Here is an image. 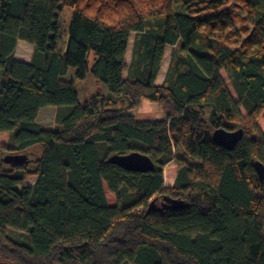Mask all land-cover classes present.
<instances>
[{"label": "trees", "instance_id": "1", "mask_svg": "<svg viewBox=\"0 0 264 264\" xmlns=\"http://www.w3.org/2000/svg\"><path fill=\"white\" fill-rule=\"evenodd\" d=\"M232 2L248 24L239 32ZM19 40L33 45L29 62L14 58ZM69 68L112 96L80 102ZM143 99L166 117L136 119ZM44 106L66 109L54 130L36 122ZM263 111L264 0H0V264H264ZM216 128L243 134L228 149ZM130 152L155 170L108 161Z\"/></svg>", "mask_w": 264, "mask_h": 264}, {"label": "crops", "instance_id": "2", "mask_svg": "<svg viewBox=\"0 0 264 264\" xmlns=\"http://www.w3.org/2000/svg\"><path fill=\"white\" fill-rule=\"evenodd\" d=\"M134 35V33H133ZM131 37V35H130ZM132 44L133 42L130 44H128L127 47V51H126V55H125V60L127 62V64H129L131 62V54H132ZM167 47H175L173 45H166L165 47V53L161 62V67L160 70L157 74L155 83L157 85L162 84L165 75L167 73L168 67H169V63L171 60V55L168 57V61L167 63H165V58L167 55L166 49ZM32 51H33V45L26 42V41H22L19 40L17 42L15 51H14V58L20 61H24V62H29L32 56ZM92 63V61L90 60V64ZM74 72L75 69L74 68H69L67 70V72L62 76L63 79L65 80H71L74 79V83L75 86L78 90V94H79V101L84 103V102H88L92 99L95 100H100L102 98H107L109 96H112L109 91H106V87H104L103 84L98 83L96 81V79L93 77V75L91 74V72H88L86 77L84 79H81L82 83L84 80H88L90 87H88V85H81V83L79 84V82H77V79L74 78ZM225 72L224 70L220 71V74L223 78V80L225 81L224 77H223V73ZM226 73V72H225ZM127 75V72L123 73V76L125 77ZM226 83V82H225ZM100 86H102L103 91L102 92H98L96 89L100 88ZM227 86V85H226ZM233 87V86H232ZM228 90L231 92L232 96L237 100L238 99V95L235 91V89L233 88V91L227 87ZM81 97H83V100L81 99ZM114 98H116V96H113ZM121 99L126 100V98L124 96L121 97ZM66 109L63 107H57V106H44L42 108H40V110L38 111L37 117H36V122L44 127H46L49 130H54L57 126V114L58 112H64ZM243 114H245L244 111H242ZM10 141V133L7 131H0V146H4L7 145ZM175 174H177V170L175 171V173L173 172L172 175L174 176ZM36 182V176H29L23 183V185L25 186H32L34 185Z\"/></svg>", "mask_w": 264, "mask_h": 264}, {"label": "rangeland", "instance_id": "3", "mask_svg": "<svg viewBox=\"0 0 264 264\" xmlns=\"http://www.w3.org/2000/svg\"><path fill=\"white\" fill-rule=\"evenodd\" d=\"M189 2H195V0H188ZM184 9V4L183 3H178L174 5V10L175 11H183ZM229 9L231 11V17H232V22L234 24V27L236 30L239 32L240 28L243 26H248L246 22L244 21V16L245 12L242 9L240 5H237L236 3L232 2L229 5ZM241 37H243L242 34H240ZM134 35L131 33L130 37V44L133 42ZM177 50L176 47H167L166 52V58H165V63L168 61V57L172 54V51ZM223 73V77L225 79L227 87H229L233 91L232 83L230 78L225 72ZM76 79V78H75ZM81 79H77V82L81 85H88L90 87L88 80H84L83 83L81 82ZM105 87V86H104ZM106 91H108L107 88H105ZM98 92H102L103 88L100 86V88L96 89ZM234 92V91H233ZM83 100V97H81ZM242 111L245 112V110L242 108ZM132 114L136 119H164L166 117V114L162 107L160 106L159 103L156 102H151L148 100H141L138 106H136L134 109L131 110ZM259 126L261 127L262 131L264 132V111L262 112L259 120H258ZM177 170V163H173L169 165L164 172V184L166 186H170L175 182L176 174L173 176L172 173ZM106 195H107V200L109 204H115V197L113 194L107 191L106 189ZM10 234L14 239L20 242H25L26 241V234L24 232H19L16 230H10Z\"/></svg>", "mask_w": 264, "mask_h": 264}, {"label": "water", "instance_id": "4", "mask_svg": "<svg viewBox=\"0 0 264 264\" xmlns=\"http://www.w3.org/2000/svg\"><path fill=\"white\" fill-rule=\"evenodd\" d=\"M242 134L243 132L240 128L232 131L225 130L224 128H216L212 131V138L218 145L231 149L240 140ZM23 157V154H7L3 157V159L6 162H11L21 160ZM108 161L117 164L127 170L141 172L155 170V165L152 159L148 155L140 152L114 154L108 158ZM255 167L259 175L262 177L264 175V166L262 165V163L256 161Z\"/></svg>", "mask_w": 264, "mask_h": 264}]
</instances>
